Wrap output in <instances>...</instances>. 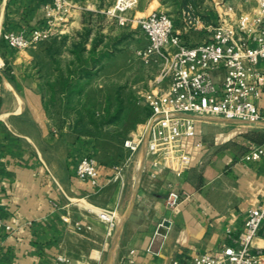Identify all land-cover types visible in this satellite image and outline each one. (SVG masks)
<instances>
[{
	"label": "crops",
	"instance_id": "crops-1",
	"mask_svg": "<svg viewBox=\"0 0 264 264\" xmlns=\"http://www.w3.org/2000/svg\"><path fill=\"white\" fill-rule=\"evenodd\" d=\"M109 3L66 0L57 10L54 0H0V219L12 228L0 227V264H194L204 253L235 245L249 210L262 200L264 156L248 155L264 142L248 130L236 138L239 128H227L236 122L218 117L198 120L185 168L147 152L142 161L143 146L135 154L126 147L124 160H97L96 185L77 178L81 159L96 153V140L74 138L68 125L53 122L27 71L31 55L11 48L3 34L54 29L57 22L82 29L88 23L81 6L95 13ZM223 7L214 16L208 11L205 21L216 24L229 10ZM163 9L161 0H140L136 15ZM172 190L183 194L176 208L166 203ZM100 211L116 215L114 228ZM255 244L264 247V238Z\"/></svg>",
	"mask_w": 264,
	"mask_h": 264
},
{
	"label": "built area",
	"instance_id": "built-area-1",
	"mask_svg": "<svg viewBox=\"0 0 264 264\" xmlns=\"http://www.w3.org/2000/svg\"><path fill=\"white\" fill-rule=\"evenodd\" d=\"M139 0H116L104 13L115 18L122 26H139L148 43L137 51L146 64H157L160 74L156 88L144 95L152 109L147 128V154L164 160L177 169L185 168L192 152L188 141L197 136L198 120L218 117L227 121L261 124L264 122V0L249 13L237 14L232 7L220 15L210 40L196 46L187 45L175 33L174 20L163 10H154L147 16L129 15ZM66 0H54L57 10L64 8ZM197 22H200L198 20ZM54 29H36L30 34L4 32L3 39L15 50H25L49 37ZM167 82V86L163 84ZM259 100L263 101L262 106ZM145 135L127 140L125 146L131 154L140 152ZM264 156V146L254 147L248 159ZM76 176L83 181L98 183V161L86 156L77 166ZM183 194L170 191L167 206L176 208ZM57 206L56 203H54ZM100 217L110 228L116 226V215L100 211ZM80 226V225H78ZM0 227L11 226L0 219ZM81 228V226H80ZM161 227V232L166 233ZM264 238V193L259 205L249 210L244 230L235 245L224 246L215 252L204 253L194 264H264V247L255 240Z\"/></svg>",
	"mask_w": 264,
	"mask_h": 264
},
{
	"label": "rangeland",
	"instance_id": "rangeland-1",
	"mask_svg": "<svg viewBox=\"0 0 264 264\" xmlns=\"http://www.w3.org/2000/svg\"><path fill=\"white\" fill-rule=\"evenodd\" d=\"M71 1V0H69ZM116 0H111L110 6L115 3ZM138 5L130 11L129 15H135ZM229 7H232L237 14L252 12L257 7V0H203L201 6L198 9L190 7L183 14H179L176 8L172 6H165L166 9L163 11L170 14L174 20L175 33L179 34L183 40L189 46L199 45L204 40L208 41L213 35V30H209L208 26L211 23L205 21L207 18L206 13L210 11L213 16L220 11ZM100 9L99 12H88L85 6H81L82 17L85 22L88 23L87 19L91 20V26L94 29L93 34L97 31H101L106 34L108 47L111 50V55L107 56L103 60L102 67L100 70L93 71V76L86 82L87 86L84 89L83 96H75L73 103L85 104L92 106V108L100 112L105 103L108 95L115 96L120 91L123 96H127L130 93H134L139 97L142 102L144 101V95L147 92L152 91L156 88V79L160 74V67L157 64H146L140 60L137 56V51L143 48L148 43L147 36L139 26H122L115 18L108 17L104 10ZM86 12V13H85ZM151 13V12H150ZM233 15V14H232ZM138 16H143L138 14ZM200 20V22H197ZM218 24L219 21L215 20ZM67 24V23H65ZM60 22H57L54 27V33L47 38L39 40L34 43L30 48L25 49L31 55V60L27 71L32 75L33 79L38 84V90L41 92L40 82H45L47 79L54 78L56 71L54 68L55 62L48 55V48L52 46L54 38H57L61 42V36H68L66 47L71 44L75 39L78 40V32L82 31L79 29L78 24H71L68 22V26H63ZM204 25V27H200ZM105 32V33H104ZM24 51V50H23ZM58 59L61 60L62 64L66 66L67 62L71 60L69 51L64 49L59 55ZM40 64V67H36L35 64ZM43 69L42 73L39 71ZM46 98L48 101L51 98V92L46 85ZM42 94V93H41ZM54 102L52 104L51 111L53 115V122L57 126H66L65 107L66 97L62 96L61 93L57 92L54 96ZM83 100V101H81ZM129 114H125V122L119 126L105 127L102 133L99 135L97 140L98 146L94 157L97 160H103L104 162L109 161L113 158L124 160L130 156V152L126 151L125 142L138 138V134H135L137 126L141 124V134L145 126V122H137L138 117L144 115V112L139 109L138 105L133 103L126 104ZM245 125V126H244ZM261 126V127H259ZM239 128L237 137H241L246 130L249 133H256L264 135V129L262 125L236 122L235 125H230L227 128L231 131L235 128Z\"/></svg>",
	"mask_w": 264,
	"mask_h": 264
},
{
	"label": "trees",
	"instance_id": "trees-1",
	"mask_svg": "<svg viewBox=\"0 0 264 264\" xmlns=\"http://www.w3.org/2000/svg\"><path fill=\"white\" fill-rule=\"evenodd\" d=\"M162 4L169 7L176 8L179 14H183L187 9L193 7L198 9L203 0H161ZM91 20L84 29L78 32V40L71 42L69 46H65L68 36H61V42L57 38L52 39V46L48 48V55L55 62L56 75L54 78H49L45 82H40L41 93L43 96L44 106L48 111L52 110V104L55 103V93L59 92L62 96L66 97L65 118L66 124L71 130V135L74 138L80 137H93L96 140V147L98 146L97 140L100 133L105 127L119 126L125 122V114H129L126 104H137L139 109L144 112V115L138 117L137 122H147L152 115V109L146 102L137 97L134 93L123 96L118 91L115 96L108 95L106 97L103 108L100 112L81 102L79 105L74 104V97L83 96L84 89L88 81L93 76V71L100 70L103 60L111 55V50L108 47L107 35L101 31L93 34ZM69 51L71 60L64 66L58 55L64 50ZM40 67V64H35ZM40 73L43 69L39 68ZM46 85L51 92V98L48 101L46 98ZM83 101V100H81ZM52 113V112H51ZM53 114V113H52ZM54 115V114H53ZM250 137L258 142H264V135L251 133ZM121 159H111L106 162H116ZM103 161V160H101Z\"/></svg>",
	"mask_w": 264,
	"mask_h": 264
},
{
	"label": "water",
	"instance_id": "water-1",
	"mask_svg": "<svg viewBox=\"0 0 264 264\" xmlns=\"http://www.w3.org/2000/svg\"><path fill=\"white\" fill-rule=\"evenodd\" d=\"M227 121V120H226ZM228 122H238V121H228ZM149 132H150V128L148 127L147 128V131H146V134H145V142L143 144V158H142V161L145 160L146 158V152H147V140H148V137H149Z\"/></svg>",
	"mask_w": 264,
	"mask_h": 264
}]
</instances>
